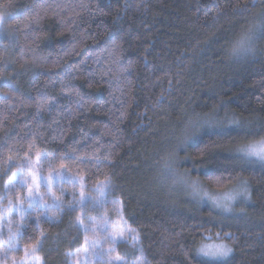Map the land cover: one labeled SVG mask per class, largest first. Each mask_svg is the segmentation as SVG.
Wrapping results in <instances>:
<instances>
[{"label":"trees","instance_id":"trees-1","mask_svg":"<svg viewBox=\"0 0 264 264\" xmlns=\"http://www.w3.org/2000/svg\"><path fill=\"white\" fill-rule=\"evenodd\" d=\"M0 14V173L46 154L88 193L107 183L102 210L28 215L17 258L74 264L117 203L145 264H264V164L236 156L264 139V0H0ZM178 177L242 183L248 201L221 214ZM202 242L230 253L204 259Z\"/></svg>","mask_w":264,"mask_h":264},{"label":"rangeland","instance_id":"rangeland-1","mask_svg":"<svg viewBox=\"0 0 264 264\" xmlns=\"http://www.w3.org/2000/svg\"><path fill=\"white\" fill-rule=\"evenodd\" d=\"M7 36H9L8 30L5 29L3 23L2 28H0V38L9 40ZM262 148H264V139L242 148L236 153V156L246 161L264 164L256 156L248 157L246 154L248 150L259 151ZM40 157L37 156L24 161L28 163V167L24 168L23 176H20L19 173L21 165L24 162H11L3 173H0V264H42L36 250L23 251L19 258L15 256L16 252L19 251V246L16 242L18 238L17 233H20L22 223L28 215L41 212L43 216H47L49 212L61 211L65 208L70 209L73 207L83 209L87 205H91L93 208L95 207L100 210L103 209L107 183L101 184L88 193L82 178L66 173L63 169L58 171L45 170L42 165L43 160H40ZM38 161L39 170L43 177H48L54 173H61V178L56 179L54 177V185L51 188V196H54L60 201L59 207L29 208L26 199L28 193L27 185H20L18 182L16 184L12 183V178L15 174L17 181L28 178V183L31 184V176L35 175L37 171ZM65 177L75 178L76 183H72L65 179ZM178 179L177 182L184 187V191L188 192L187 195L191 199L200 204H207L221 214H230L233 212L232 209L236 203H247L248 201L246 188L242 183L222 193H211L199 183L197 184L193 181L182 179L181 177H178ZM15 190H18V192L21 191L23 194L16 196ZM38 192L43 197L42 203L45 205L52 204L51 196L48 194L46 187L40 186ZM81 193L86 198L85 202L82 205H73L74 199L77 202L80 201ZM64 197H68L69 203L67 206H64L62 202ZM17 205H22L23 212L17 211ZM113 205L115 206V213L112 217L106 213H101V216L95 219L91 218L92 225L89 228H93L92 231H99L100 233L95 238L88 239L86 245L77 254L74 264H122V261L126 264H145L140 255L137 237L123 221L119 204L114 203ZM119 244H125L133 253L132 256H121V259H119L115 249ZM206 247L229 249L224 243L202 242L197 249V254L211 261L217 259L203 255L201 250ZM100 253L102 255H99ZM229 253L230 251L227 256ZM227 256L221 257L219 260L223 261L222 259L225 260Z\"/></svg>","mask_w":264,"mask_h":264},{"label":"snow or ice","instance_id":"snow-or-ice-1","mask_svg":"<svg viewBox=\"0 0 264 264\" xmlns=\"http://www.w3.org/2000/svg\"><path fill=\"white\" fill-rule=\"evenodd\" d=\"M7 18L8 17H7L6 14H0V28H2L3 23H4V21ZM262 30H264V29H262ZM246 154H247L248 157H251V156L254 155L261 162H264V148L260 149L259 151L248 150ZM43 159H47L46 154H41L40 160H43ZM25 167H28V163L27 162H24V164L21 165V170H20V173H19L20 176L24 175V168ZM54 177L56 179L61 178V173H54L53 175H50L48 177H43L41 171L39 170V161H38L37 162V171H36L35 175L31 176V180H32L31 184L28 183V178H24V179H21V180L17 181V178H16L15 174H14V177L12 178V183L16 184L18 182L20 185H27L28 193H27L26 199L28 201V207L29 208H34V207H40V208L59 207L60 206V201L57 198H55L54 196H51V188L54 185ZM65 179L71 181L72 183H76L75 178L65 177ZM40 186H44V187L47 188L48 194L51 196V199H52V204L51 205H45L44 203H42L43 197L38 192V188ZM85 199L86 198L84 197L83 193H81L80 201L77 202L74 199L73 200V205H76V204H81L82 205L85 202ZM16 208H17V211L23 212L22 205H17ZM69 210H74V207L70 208ZM19 235H20V233H17V236H19ZM201 251H202L203 255H205L207 257H211L213 259L219 260L221 257L227 256V254L230 251V249H217V248L206 247V248H203ZM99 255H102V253H100Z\"/></svg>","mask_w":264,"mask_h":264}]
</instances>
